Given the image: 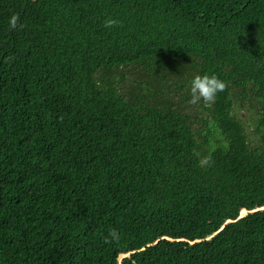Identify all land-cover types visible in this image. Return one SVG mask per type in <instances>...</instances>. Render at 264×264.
I'll list each match as a JSON object with an SVG mask.
<instances>
[{
    "label": "trees",
    "instance_id": "obj_1",
    "mask_svg": "<svg viewBox=\"0 0 264 264\" xmlns=\"http://www.w3.org/2000/svg\"><path fill=\"white\" fill-rule=\"evenodd\" d=\"M0 264H264V0H0Z\"/></svg>",
    "mask_w": 264,
    "mask_h": 264
},
{
    "label": "clouds",
    "instance_id": "obj_2",
    "mask_svg": "<svg viewBox=\"0 0 264 264\" xmlns=\"http://www.w3.org/2000/svg\"><path fill=\"white\" fill-rule=\"evenodd\" d=\"M114 23L113 22H110ZM15 27V21L11 24ZM226 83L214 75H197L190 80L191 104L214 103L217 96L224 92ZM115 237V233L112 234Z\"/></svg>",
    "mask_w": 264,
    "mask_h": 264
},
{
    "label": "rangeland",
    "instance_id": "obj_3",
    "mask_svg": "<svg viewBox=\"0 0 264 264\" xmlns=\"http://www.w3.org/2000/svg\"><path fill=\"white\" fill-rule=\"evenodd\" d=\"M126 75L132 76V77L137 78V79H148L143 72H137L134 70H129V72L127 71ZM173 95H175V94L173 93ZM178 96L179 95H177L174 98L175 102L179 101ZM184 106L186 107V111H188L191 115L192 114L196 115L200 112L199 111L200 109L198 108L197 104H191L190 102H184ZM236 107H237L238 115L243 118V122L247 125V129H248L249 133L252 134V132L254 130V123H255V111L251 108V106L248 103H247V105L242 106V107L239 104H237ZM196 127L200 128L201 130H204L206 128L204 123H202L200 121H197ZM245 214H246V212L242 213V215H245Z\"/></svg>",
    "mask_w": 264,
    "mask_h": 264
},
{
    "label": "water",
    "instance_id": "obj_4",
    "mask_svg": "<svg viewBox=\"0 0 264 264\" xmlns=\"http://www.w3.org/2000/svg\"><path fill=\"white\" fill-rule=\"evenodd\" d=\"M245 212L247 213V210H243V211H242V213H245ZM241 216H243V215L241 214Z\"/></svg>",
    "mask_w": 264,
    "mask_h": 264
}]
</instances>
